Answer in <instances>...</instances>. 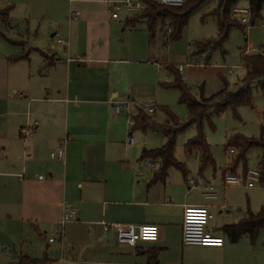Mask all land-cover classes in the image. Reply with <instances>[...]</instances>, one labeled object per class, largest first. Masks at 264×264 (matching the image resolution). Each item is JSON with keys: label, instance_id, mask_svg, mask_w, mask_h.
Instances as JSON below:
<instances>
[{"label": "crops", "instance_id": "crops-1", "mask_svg": "<svg viewBox=\"0 0 264 264\" xmlns=\"http://www.w3.org/2000/svg\"><path fill=\"white\" fill-rule=\"evenodd\" d=\"M70 3L82 9L85 16L81 11L76 21H67L66 30L59 27L51 34L53 37L61 33L69 43L67 47L53 40L52 45L41 49L25 41L21 53L15 54L8 63L9 93L5 106L15 125V136L4 140L0 159L1 207L10 208L21 224L44 238L49 234L43 254L48 259L45 264L53 261L49 244L59 239L64 207L74 208L79 220L63 228V238L81 247L77 252L74 246L67 249L62 244L61 259L66 252L72 259L71 264L79 263L75 257L81 250L91 259L106 261L101 264H186L185 247L210 252L224 260L234 244L225 235L221 236L222 247L182 243L183 209L188 205L208 206L213 215L208 228L216 232L211 225L215 217L213 209L218 214H223L222 210L227 212L221 217L224 226L246 216L248 210L232 217L225 196L227 189L246 188L224 185L228 166L218 182L199 175L201 204H194L190 199L187 178L171 177L169 170L164 181L150 183L158 163L154 168L149 167L148 175L142 171L145 159H140V154L146 148L130 155L129 149L136 144L133 133L143 134V139L149 133H161L165 142L166 137L161 131L134 127L136 109L116 114L113 105L114 101L137 93V64H153L152 56L146 61L136 60L135 55H142L144 59L148 51L142 40L116 41L114 30L119 13L115 19L112 16L104 19L100 14L104 7L106 13L110 11L108 0ZM22 128L30 132L26 139L20 136ZM129 136L133 138L132 143L126 141ZM59 143H64V161L49 156ZM195 154L199 161V154ZM39 175L43 179H38ZM208 185L213 186L215 199L204 197ZM101 222L154 224L159 229L158 240L139 242L134 247L117 241L121 248L116 250L114 229L104 230ZM110 234L114 237L112 242ZM52 237L54 241L50 242ZM179 250L182 254L176 257ZM32 252L21 255L39 259ZM235 259L246 261V256L238 255Z\"/></svg>", "mask_w": 264, "mask_h": 264}, {"label": "rangeland", "instance_id": "rangeland-1", "mask_svg": "<svg viewBox=\"0 0 264 264\" xmlns=\"http://www.w3.org/2000/svg\"><path fill=\"white\" fill-rule=\"evenodd\" d=\"M131 1L136 2L138 0ZM238 4L247 6V1L240 0ZM72 5L73 3H70L69 0H0V8L11 7L9 17L12 26L8 29L0 23V159L5 147L4 140L13 139L15 136V125L12 123L11 115L7 113L8 109L5 106L6 96L9 93L8 63L16 57L15 54L21 53L22 42L26 41L30 46H39V48L44 49L52 45L53 40L56 41L57 38L65 40L61 33L53 37H51V34L56 32L59 27L66 30L67 21H73L69 18L70 11H80V9ZM216 5L217 0H206L200 7L192 11L188 16L187 25L183 29L181 37L177 40L167 39L169 32L168 20L157 21L154 24L153 32H149L146 19H140L136 22L135 29L131 30L125 25L127 20L132 19L144 9L139 12L127 10L119 12V20L114 30L116 41L129 40L132 42L133 39H137L141 42L142 40L148 51L144 59L142 55L140 57L135 55L136 60L146 61L152 56L153 60L151 62L155 64H137L139 65V71L136 73L138 84H135L137 93L127 94L130 100H141L142 107L143 105H153L155 108L152 115L145 112V110H135V114L139 115L138 117L146 115L158 124L164 125L170 123L167 114V112H170L181 123L187 122V109L185 105L179 102V90L173 87L163 88L160 86V83H172L174 80L167 70L168 66H173L179 70L183 82L198 100L207 98L220 90L223 87L222 79L228 83V89L231 92H235L237 86H240V79L245 75L241 51L249 45L256 50L261 47L264 33V27L262 26L264 8L261 11L262 18L255 21L254 25H244L243 31L238 26L232 27L221 48H217L210 53L208 50L211 45L203 46V42L217 38V19L210 14ZM81 11L84 14L82 9ZM83 14L84 17L85 14ZM100 14L104 19H109L111 16L110 11L106 13L105 7L104 10H100ZM231 17L234 18L232 15ZM125 27L126 29L123 30ZM251 53H254V51H251ZM137 65L134 66L137 67ZM227 68L231 69L230 74ZM251 93L253 106H240L236 108L235 112L227 108L220 115L214 114L213 109H211L209 119L203 121L204 136L214 160V166L207 165L203 169V178L211 180L215 178L218 182L223 170L235 160L238 155L237 149L231 145L226 146L230 139L235 136L257 138L261 134V129H264V94L256 85L251 86ZM154 120L153 122H155ZM140 123L141 121L138 119L137 124ZM195 130L196 126L190 125L185 131L176 136L175 141L174 157L185 166L186 177L175 168H170L169 174L171 177L177 176L178 179L187 178L188 187L191 189L190 199L194 201V204H201L199 202V199H201L199 161L195 153L189 154L184 148L185 142L195 135ZM141 135L138 132L133 133L136 144L129 149L130 155L139 154L142 148L156 149L165 144V138L161 133H149L145 139H143V134ZM230 149L236 151L230 153ZM261 154V151L257 148L248 150L246 153V168L258 169ZM147 164L148 159H145L141 165V169L146 175L151 171L149 167V169L147 168ZM243 168L244 164L239 162L235 168L236 174H242ZM228 169L231 172L230 168ZM173 180L176 181V178H173ZM191 181L199 183L193 184ZM226 191L225 196L232 217L240 216L247 210L257 213L264 204V181H257L255 186L250 189L235 188ZM212 211L215 217L211 221V225L217 229L213 234L225 235L221 231L224 226L221 217L227 212L222 210L223 214H218L217 210L213 209ZM48 236L44 238L29 227H25L11 213L10 208H3L0 204V264L15 263L21 254H26L27 251L31 253L32 250V254L38 255L39 259H42L48 245ZM112 239L114 237L110 234L109 240L111 242ZM62 244L67 249L74 246L77 252L81 248L80 246L71 245L66 238H63L62 241L56 239L53 244H49L50 249L48 250L52 252L50 258L53 259L50 264H71L72 259L66 255V252H64V259H61ZM113 246L116 247V250L121 248L115 239ZM184 253L186 264H243V262L246 264H264V230L259 233L254 243H251L246 236H242L236 243L232 244L224 260L219 256H213L210 252L189 247L184 248ZM180 254L182 252L179 250L176 257H179ZM244 254L246 261L235 259L238 255ZM75 261L79 262L77 264H101L106 262L103 259H91V256L84 255L83 250L75 257Z\"/></svg>", "mask_w": 264, "mask_h": 264}, {"label": "trees", "instance_id": "trees-1", "mask_svg": "<svg viewBox=\"0 0 264 264\" xmlns=\"http://www.w3.org/2000/svg\"><path fill=\"white\" fill-rule=\"evenodd\" d=\"M144 5V10L135 17L126 22V26L130 28L136 27V22L140 19H146L149 32H153L154 24L157 21H169L168 40H177L181 37L183 29L187 25L189 14L200 7L206 0H184L181 6H164L159 4L156 0H139ZM249 9V25H254L255 21L261 19V11L264 8V0H246ZM240 0H217L215 9L210 13L217 19V38L203 42V46H210L209 52H213L217 48H221L223 42L227 39L229 31L232 27L238 26L244 29L238 20L232 18L231 10L234 6L239 5ZM10 6L0 8V23L6 28L10 29L11 19L9 17ZM259 50L263 54L252 53L244 54L243 49L241 53V60L244 63L245 75L240 79V86H237L235 92L228 89V83L222 79L223 87L217 92L213 93L207 98L196 99L190 88L183 82L179 70L173 66H168L167 70L173 77L172 83H160L163 88L173 87L179 90V102L185 105L187 109V122L181 123L174 115L167 112L170 123L158 124L153 122L152 118L141 115H136L134 118V127L143 130L150 129L161 131L165 137L166 142L159 148L146 150L143 149L140 154V159H158V167L153 174L150 183L164 181L170 168L179 170L184 177L187 175L185 166L178 162L174 157L176 136L185 131L190 125H195V135L189 138L184 145L185 151L189 154H199V174H202L203 169L207 165L214 166V160L210 153L209 144L206 142L203 132V121L209 119V112L213 109L214 114L220 115L227 108L234 112L240 106H253V98L251 93V86L256 85L264 94V33L263 43ZM138 119L141 123L138 125ZM231 145L238 151L235 160L230 163L232 173H235V168L239 162L244 164L242 174H245L246 168V153L251 148H257L261 151V161L259 168L261 175L259 181H264V129H261L259 137H243L235 136L230 139L226 146ZM236 151V150H235ZM223 233L227 236L229 242L236 243L242 236H246L251 243H254L259 233L264 230V204L261 210L257 213H252L250 210L244 218L237 223L228 224L223 227ZM48 261L46 257L42 259H32L28 256L21 255L17 264H45Z\"/></svg>", "mask_w": 264, "mask_h": 264}, {"label": "built area", "instance_id": "built-area-1", "mask_svg": "<svg viewBox=\"0 0 264 264\" xmlns=\"http://www.w3.org/2000/svg\"><path fill=\"white\" fill-rule=\"evenodd\" d=\"M72 2L73 0H69ZM159 4L164 6H181L184 0H156ZM110 11L112 18H117L118 13L121 10L136 11L139 12L144 9V5L138 0L133 2L131 0L123 1H109ZM232 16L238 20L242 25H249V9L247 6H234L231 10ZM81 16V11L71 10L69 13L70 19H77ZM262 26L264 27V19H262ZM56 42L62 44L64 47L68 46V41L64 39L57 38ZM251 51L254 53L263 54V51L254 49L251 45L243 48L244 54H250ZM252 54V53H251ZM228 73H231V69L227 68ZM141 100H130L127 97L120 99L119 101H114V111L119 114L123 111L129 112L131 109L145 110L148 114H153L155 108L152 105L145 106L141 105ZM135 124V121H133ZM137 124V122H136ZM30 134L29 130L26 128L20 129V136L26 139ZM126 141L128 143L133 142L131 136L127 137ZM233 149H230V153H234ZM65 147L64 143H59L50 153L51 159L64 161L65 159ZM156 161L149 160L148 167H156ZM158 163V162H157ZM261 169H247L245 174H234L231 172H226L223 177L224 185L226 187H244L246 189L253 188L255 183L260 180ZM38 179H43V175H39ZM193 182V181H191ZM193 184H196L193 182ZM206 192L204 197L206 199H215L216 194L214 192L213 186H206ZM213 215L209 210L208 206L204 205H188L183 209V220L181 228V239L182 243L185 245H196V246H207V247H222L224 244V239L221 236L214 235L208 228V223L212 219ZM60 229H59V239H63V228L66 224L76 223L79 220L76 217V210L72 207H64L60 219ZM104 230L113 228L115 231V237L117 241L122 245L136 246L139 242H156L159 236V229L157 225L154 224H143L139 226L126 225L123 223H112L108 224L105 222L100 223ZM49 241H54V238H49Z\"/></svg>", "mask_w": 264, "mask_h": 264}]
</instances>
